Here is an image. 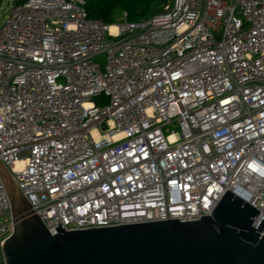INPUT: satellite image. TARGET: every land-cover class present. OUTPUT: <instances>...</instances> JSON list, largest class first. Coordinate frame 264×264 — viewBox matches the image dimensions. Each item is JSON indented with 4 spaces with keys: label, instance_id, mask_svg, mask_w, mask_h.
Wrapping results in <instances>:
<instances>
[{
    "label": "built area",
    "instance_id": "1",
    "mask_svg": "<svg viewBox=\"0 0 264 264\" xmlns=\"http://www.w3.org/2000/svg\"><path fill=\"white\" fill-rule=\"evenodd\" d=\"M1 1V0H0ZM105 55V62L98 59ZM0 161L56 234L264 214V0H170L106 24L28 0L0 24ZM0 177V247L14 232Z\"/></svg>",
    "mask_w": 264,
    "mask_h": 264
},
{
    "label": "water",
    "instance_id": "2",
    "mask_svg": "<svg viewBox=\"0 0 264 264\" xmlns=\"http://www.w3.org/2000/svg\"><path fill=\"white\" fill-rule=\"evenodd\" d=\"M0 177L15 220L1 246L4 264H264V214L227 190L209 216L51 234L8 168Z\"/></svg>",
    "mask_w": 264,
    "mask_h": 264
},
{
    "label": "trees",
    "instance_id": "3",
    "mask_svg": "<svg viewBox=\"0 0 264 264\" xmlns=\"http://www.w3.org/2000/svg\"><path fill=\"white\" fill-rule=\"evenodd\" d=\"M28 0H14L22 4ZM168 0H86L89 18L106 24L139 21L161 12ZM1 2V1H0Z\"/></svg>",
    "mask_w": 264,
    "mask_h": 264
},
{
    "label": "rangeland",
    "instance_id": "4",
    "mask_svg": "<svg viewBox=\"0 0 264 264\" xmlns=\"http://www.w3.org/2000/svg\"><path fill=\"white\" fill-rule=\"evenodd\" d=\"M170 0L167 1V3L162 7V9L168 4ZM12 6V0H1L0 2V24L4 18V15L8 9H10ZM99 60L102 62H105V55H100L98 57ZM0 264H4L3 255L0 247Z\"/></svg>",
    "mask_w": 264,
    "mask_h": 264
}]
</instances>
